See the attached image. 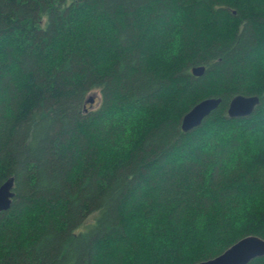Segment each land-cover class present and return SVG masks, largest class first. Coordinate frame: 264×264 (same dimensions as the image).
I'll return each mask as SVG.
<instances>
[{
	"label": "trees",
	"instance_id": "16d2710c",
	"mask_svg": "<svg viewBox=\"0 0 264 264\" xmlns=\"http://www.w3.org/2000/svg\"><path fill=\"white\" fill-rule=\"evenodd\" d=\"M238 94L260 104L230 118ZM10 178L0 264H195L264 238V0H0Z\"/></svg>",
	"mask_w": 264,
	"mask_h": 264
},
{
	"label": "water",
	"instance_id": "95a60500",
	"mask_svg": "<svg viewBox=\"0 0 264 264\" xmlns=\"http://www.w3.org/2000/svg\"><path fill=\"white\" fill-rule=\"evenodd\" d=\"M192 74L201 77L206 72L205 65H197L192 67ZM98 93H92L86 99V104L93 105ZM222 102L221 97L205 98L197 103L182 118L181 127L184 132L191 131L203 123V121L215 110H217ZM260 104L258 95L238 94L233 97L228 107V116L230 118L248 117L253 114L256 107ZM13 178L8 179L0 186V215L7 211L14 197ZM264 256V238L249 235L246 236L220 255L197 262L195 264H249L252 260Z\"/></svg>",
	"mask_w": 264,
	"mask_h": 264
},
{
	"label": "rangeland",
	"instance_id": "374dc122",
	"mask_svg": "<svg viewBox=\"0 0 264 264\" xmlns=\"http://www.w3.org/2000/svg\"><path fill=\"white\" fill-rule=\"evenodd\" d=\"M98 97L96 98L95 102L93 103V105H88L89 108L93 109V108H96L99 106V103H100V91L98 90Z\"/></svg>",
	"mask_w": 264,
	"mask_h": 264
}]
</instances>
